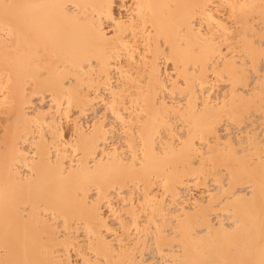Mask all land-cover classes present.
<instances>
[{
	"label": "bare ground",
	"instance_id": "6f19581e",
	"mask_svg": "<svg viewBox=\"0 0 264 264\" xmlns=\"http://www.w3.org/2000/svg\"><path fill=\"white\" fill-rule=\"evenodd\" d=\"M0 264H264V0H0Z\"/></svg>",
	"mask_w": 264,
	"mask_h": 264
}]
</instances>
